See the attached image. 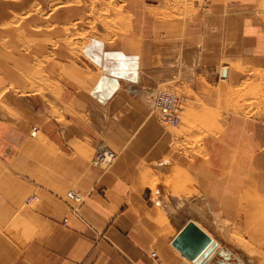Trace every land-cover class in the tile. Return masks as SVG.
Here are the masks:
<instances>
[{"label": "crops", "instance_id": "1", "mask_svg": "<svg viewBox=\"0 0 264 264\" xmlns=\"http://www.w3.org/2000/svg\"><path fill=\"white\" fill-rule=\"evenodd\" d=\"M263 13L264 0H210L205 15L151 16L115 47L88 42L87 65L74 59L66 73L56 51L60 67L42 74L54 81V106L42 75L32 93L29 56L1 54L0 264H191L171 245L189 219L228 254L240 250L232 230L264 241V104L247 115L235 102L246 78L264 74ZM156 87L175 90L182 132L159 122ZM98 146L115 152L110 165L94 161ZM156 172L166 194L149 184ZM69 190L83 195L75 208Z\"/></svg>", "mask_w": 264, "mask_h": 264}, {"label": "rangeland", "instance_id": "2", "mask_svg": "<svg viewBox=\"0 0 264 264\" xmlns=\"http://www.w3.org/2000/svg\"><path fill=\"white\" fill-rule=\"evenodd\" d=\"M153 5V0H0V55L15 53L17 59L20 58L17 55L22 57L25 53L27 60L30 57V67L32 74L35 75L32 79V93L39 92L40 87L45 84L46 99L54 106L56 96L54 81L50 79L49 74L47 77L42 74L45 66L52 72L60 67L55 66L56 51H62L63 58L66 59L62 64L63 73H66L67 63L75 65L74 59H77L80 65H87L82 61L84 46L93 39L107 42L106 47L108 48L115 47V42L121 37L131 36L134 33L136 23L149 20L151 16L165 22L173 18L183 19L192 14L205 15L208 13V9L202 11L194 7L191 0H163L162 4L154 9ZM260 15L264 19V13ZM56 36L62 37V44L57 43ZM45 37L46 45L40 46L39 43L44 42ZM45 47L46 53L43 51ZM40 53H43L41 57H39ZM39 75L43 76L41 86ZM3 90L2 93H5V86ZM157 90L175 92L174 89L166 87L149 89L151 94ZM241 100L242 102L238 103L240 113L262 114L264 74L254 72L246 78L239 88L235 102ZM182 108L179 103L178 116L180 119L183 115ZM168 129L173 133L182 132L181 123L175 128L168 127ZM186 143L196 151L203 147L197 139L187 140ZM156 174L161 178L156 176L150 180L149 184L152 185L153 192L158 194L161 186L167 189L170 185L165 174H158V172ZM171 188L175 192L178 191L176 187ZM196 204L200 210L201 204L206 205L200 201ZM210 209L211 214H215L211 206ZM201 213L205 214L202 210ZM195 222L213 237L205 226L200 222ZM204 223L211 224L209 221ZM217 227L222 229L223 222H217ZM228 241L252 255L256 259V264H264V241L252 244L247 238L233 230L230 232ZM237 251L235 250L233 254L223 253L222 256L216 257V260L240 264L243 258L239 257Z\"/></svg>", "mask_w": 264, "mask_h": 264}, {"label": "water", "instance_id": "3", "mask_svg": "<svg viewBox=\"0 0 264 264\" xmlns=\"http://www.w3.org/2000/svg\"><path fill=\"white\" fill-rule=\"evenodd\" d=\"M221 76H226V68L221 69ZM171 245L191 264H235L216 260V257L223 255L221 248L193 219H189L179 228L171 240Z\"/></svg>", "mask_w": 264, "mask_h": 264}, {"label": "built area", "instance_id": "4", "mask_svg": "<svg viewBox=\"0 0 264 264\" xmlns=\"http://www.w3.org/2000/svg\"><path fill=\"white\" fill-rule=\"evenodd\" d=\"M193 6L206 11L208 9V2L210 0H191ZM152 108L157 111L158 120L161 124L169 127H177L179 125V98L176 94L166 91L157 90L152 93ZM37 132L36 128H33L32 134ZM94 161H101L104 165H110L115 159V152L106 148L105 146H98ZM66 197L72 204V208H75L83 200V195L76 191H69ZM35 196L28 197L26 204H30L35 200ZM154 255V254H153Z\"/></svg>", "mask_w": 264, "mask_h": 264}, {"label": "bare ground", "instance_id": "5", "mask_svg": "<svg viewBox=\"0 0 264 264\" xmlns=\"http://www.w3.org/2000/svg\"><path fill=\"white\" fill-rule=\"evenodd\" d=\"M149 180H150V178H149ZM153 180V179H152ZM161 186V185H160ZM162 188H161V191L164 193V194H166L167 193V189L166 188H163L164 186H161ZM69 191H71V190H69ZM68 191V192H69ZM163 207H164V209L165 210H167L168 212H173V209L170 207V203H168V201H166L164 204H163ZM201 210L205 213V214H208V213H211L212 211H211V209H210V206L207 204V205H205V204H201ZM212 208V207H211ZM195 222V221H194ZM195 224H196V222H195ZM197 225V224H196ZM200 227V226H199ZM201 228V227H200ZM202 229V228H201ZM203 230V229H202ZM207 233V232H206ZM208 234V233H207ZM209 235V234H208ZM210 236V235H209ZM213 238V237H212ZM214 239V238H213ZM215 240V239H214ZM216 242H217V246L219 247V248H221V251H222V253H225L226 252V250L224 249V248H222V246H221V244L217 241V240H215ZM237 254L239 255V257L240 256H242V258H243V260H240V264L241 263H243V264H256V259L252 256V255H250V254H248V253H244V252H242V251H240V250H238L237 251Z\"/></svg>", "mask_w": 264, "mask_h": 264}]
</instances>
